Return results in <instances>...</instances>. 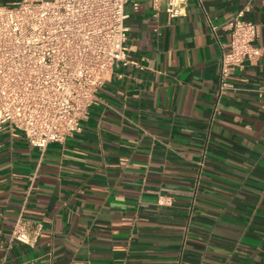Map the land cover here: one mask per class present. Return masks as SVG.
<instances>
[{"label": "crops", "instance_id": "crops-1", "mask_svg": "<svg viewBox=\"0 0 264 264\" xmlns=\"http://www.w3.org/2000/svg\"><path fill=\"white\" fill-rule=\"evenodd\" d=\"M247 1L190 0L171 18L166 0H130L139 66L114 67L82 132L42 152L5 126L0 264H264V59L222 93L218 77ZM246 19L264 47V0ZM33 175L31 247L11 239Z\"/></svg>", "mask_w": 264, "mask_h": 264}, {"label": "built area", "instance_id": "built-area-1", "mask_svg": "<svg viewBox=\"0 0 264 264\" xmlns=\"http://www.w3.org/2000/svg\"><path fill=\"white\" fill-rule=\"evenodd\" d=\"M129 1L21 0L0 6V138L10 125L44 152L82 132L114 67L139 66L127 48ZM189 1L166 0V11L171 18L184 17ZM255 3L248 0L228 25L231 49L220 62L221 93L245 62L264 59V47L256 46L260 25L246 19ZM35 179L11 239L31 247L42 232L25 217Z\"/></svg>", "mask_w": 264, "mask_h": 264}]
</instances>
